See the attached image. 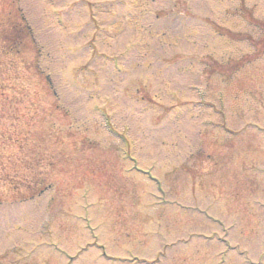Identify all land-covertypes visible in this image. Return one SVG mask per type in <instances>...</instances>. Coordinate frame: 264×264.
I'll list each match as a JSON object with an SVG mask.
<instances>
[{
    "label": "rangeland",
    "instance_id": "obj_1",
    "mask_svg": "<svg viewBox=\"0 0 264 264\" xmlns=\"http://www.w3.org/2000/svg\"><path fill=\"white\" fill-rule=\"evenodd\" d=\"M77 1L0 0V264H264V28Z\"/></svg>",
    "mask_w": 264,
    "mask_h": 264
}]
</instances>
